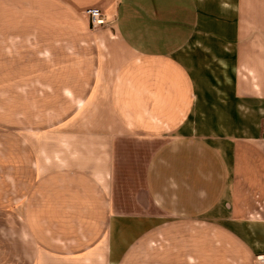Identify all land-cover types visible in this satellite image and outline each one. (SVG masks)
Here are the masks:
<instances>
[{
  "label": "crops",
  "instance_id": "crops-1",
  "mask_svg": "<svg viewBox=\"0 0 264 264\" xmlns=\"http://www.w3.org/2000/svg\"><path fill=\"white\" fill-rule=\"evenodd\" d=\"M261 255L264 0H0V264Z\"/></svg>",
  "mask_w": 264,
  "mask_h": 264
},
{
  "label": "built area",
  "instance_id": "built-area-1",
  "mask_svg": "<svg viewBox=\"0 0 264 264\" xmlns=\"http://www.w3.org/2000/svg\"><path fill=\"white\" fill-rule=\"evenodd\" d=\"M85 13L88 16L93 29L101 27L106 23V15L99 7L87 9ZM258 259L262 264H264V256L261 255L258 257Z\"/></svg>",
  "mask_w": 264,
  "mask_h": 264
},
{
  "label": "rangeland",
  "instance_id": "rangeland-1",
  "mask_svg": "<svg viewBox=\"0 0 264 264\" xmlns=\"http://www.w3.org/2000/svg\"><path fill=\"white\" fill-rule=\"evenodd\" d=\"M111 22L109 21V19L106 17V23L104 25H109ZM103 25V26H104Z\"/></svg>",
  "mask_w": 264,
  "mask_h": 264
}]
</instances>
